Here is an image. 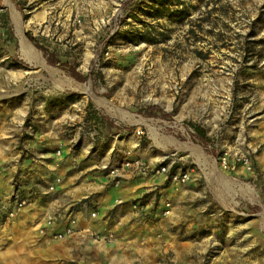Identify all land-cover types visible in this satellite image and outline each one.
Here are the masks:
<instances>
[{
    "label": "rangeland",
    "instance_id": "374dc122",
    "mask_svg": "<svg viewBox=\"0 0 264 264\" xmlns=\"http://www.w3.org/2000/svg\"><path fill=\"white\" fill-rule=\"evenodd\" d=\"M20 32L35 51L26 53ZM87 88L147 123L111 116ZM85 107L92 119L98 113L104 141H115L107 176L114 157L167 167L140 176L154 182L132 209L157 227L146 239L173 244L161 247L178 256L168 264H264V0H0V173L38 161L30 151L38 133L63 131L70 152L82 144L90 155L89 134L74 143L78 127L95 133ZM153 133L199 147L215 167ZM184 173V182L170 177ZM8 220H0V264H24L46 229L27 246L1 237Z\"/></svg>",
    "mask_w": 264,
    "mask_h": 264
},
{
    "label": "crops",
    "instance_id": "0c3cea01",
    "mask_svg": "<svg viewBox=\"0 0 264 264\" xmlns=\"http://www.w3.org/2000/svg\"><path fill=\"white\" fill-rule=\"evenodd\" d=\"M91 112L85 107L84 118L92 116ZM93 114L95 117L90 122L94 123L95 133H86L80 127L74 131V143L84 142L85 135L89 134L92 141L88 142V137L86 141L90 149H95L90 155L88 149L83 150L82 144L76 154L75 149L70 152L73 139L69 140L63 131L38 133L35 138H42H38V142L35 140L36 144L30 149L38 153V161L24 160L23 164L17 162L7 172L2 169L0 209L12 192L18 191L10 184L16 171L22 178L20 183L26 184L21 188L27 189L24 196L28 205L15 218L5 221L3 227L7 231L1 237L27 245L32 236L37 235V229H46V235H40L39 242L30 245L33 251L32 257L25 262L27 264H168L167 260L177 261V255L170 259L161 250L166 247V251H172V243L162 246L154 238H145L148 230L157 227L151 221H145L143 210L132 209L133 201L141 199L146 192L147 180L137 175L114 180L106 175L104 166L115 141H104L99 126L101 119L98 113ZM79 136L81 139L78 140ZM117 146L127 150L125 144L119 142ZM54 148H57L56 152H49ZM57 179L59 182L55 183ZM51 185L53 191L47 192L46 187ZM4 209H1V221L5 219ZM94 212L95 218H91ZM49 214L57 216L53 225L46 224ZM70 216L77 220L76 235L64 240L53 239V235L65 232ZM94 233L103 238L94 240ZM115 233L112 240L107 238L108 234Z\"/></svg>",
    "mask_w": 264,
    "mask_h": 264
},
{
    "label": "built area",
    "instance_id": "2783aa9c",
    "mask_svg": "<svg viewBox=\"0 0 264 264\" xmlns=\"http://www.w3.org/2000/svg\"><path fill=\"white\" fill-rule=\"evenodd\" d=\"M59 154V152H57ZM243 163L249 170L251 167L250 160L248 158H243ZM225 162L223 158V163ZM168 172L166 166H157L152 165L146 162H143L139 159H123L120 160L118 157L113 158V162L109 167L108 176L114 179H121L126 176H153V175H165ZM173 181L184 182L187 179L186 173L182 175L170 176ZM59 180H56L58 183ZM54 186H50L49 189L53 190ZM28 205L27 198H23L18 191L12 192V194L5 200V204L2 208H5V216L7 219H13L16 217L18 212ZM1 208V209H2ZM0 209V213H1ZM168 213V212H166ZM91 217H95V212L91 214ZM57 222V217L55 215L46 216V224L53 225ZM77 220L74 216H70L68 220V227L64 233L56 234L58 239H63L66 236H70L75 232V227Z\"/></svg>",
    "mask_w": 264,
    "mask_h": 264
},
{
    "label": "bare ground",
    "instance_id": "6f19581e",
    "mask_svg": "<svg viewBox=\"0 0 264 264\" xmlns=\"http://www.w3.org/2000/svg\"><path fill=\"white\" fill-rule=\"evenodd\" d=\"M14 12H15V10H14ZM16 18H17V20H19L18 19V17H17V15H16ZM20 35L22 36V38H23V45H24V48H25V50H27L26 51V53H30V52H32V51H35V48L30 44V42L23 36V34H22V32H20ZM39 55V54H38ZM40 57V56H39ZM41 62H42V65L45 67V66H47V65H45L44 63H43V60L41 59ZM48 67V66H47ZM49 69H50V67H48ZM61 84L62 85H65V86H68V87H70V88H74L75 86H74V83H73V81L72 80H69V79H67V78H62L61 79ZM87 92H88V94L91 96V98L98 104V105H100L102 108H104L106 111H107V113L108 114H110L111 116H113V117H116V118H119V119H121V120H123V121H126V122H129V123H131V124H134V125H138V124H146L147 123V121L146 120H144V119H137V118H135V116L134 115H132V114H129L128 112H126V111H124V110H122V109H120V108H117L116 106H114L113 105V103L112 102H110L109 100H106V99H103V98H100V97H97V96H95L91 91H90V89L89 88H87ZM153 135H154V139H155V141L157 142V143H162V142H164V143H167V144H169V145H173V146H176V147H178V148H180V149H183V150H191V151H193L197 156H198V158H203V159H206V162H209V163H211L214 167H215V165H216V163L214 162V160H212V159H210V158H208V157H206L205 155H204V153L201 151V149L199 148V147H196V146H193V147H191V146H188V144L187 143H181V142H178L175 138H173V137H161V136H158V134L157 133H153ZM154 182V180H152V179H148L147 181H146V185H148V184H151V183H153ZM260 216L262 217V219H263V221H264V212H262V213H260Z\"/></svg>",
    "mask_w": 264,
    "mask_h": 264
},
{
    "label": "trees",
    "instance_id": "16d2710c",
    "mask_svg": "<svg viewBox=\"0 0 264 264\" xmlns=\"http://www.w3.org/2000/svg\"><path fill=\"white\" fill-rule=\"evenodd\" d=\"M28 38H29L30 40L34 41L33 38H32L31 36H29V35H28ZM247 44H255V45H258L259 42H258V41H257V43H256V42H255V43H253V42H252V43H251V42L248 43V42H247ZM36 45H37V44H36ZM39 49H41V50L43 51V54H44V56L46 57V60H47V62H48L50 65H54V64L56 63L55 61L52 62L51 60L48 59L49 56L46 55V52L43 50V48L39 47ZM86 119H89V120H90V119H91V116H90V117H89V116L86 117Z\"/></svg>",
    "mask_w": 264,
    "mask_h": 264
}]
</instances>
